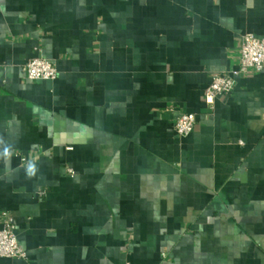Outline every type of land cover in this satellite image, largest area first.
Wrapping results in <instances>:
<instances>
[{
    "label": "crops",
    "instance_id": "1",
    "mask_svg": "<svg viewBox=\"0 0 264 264\" xmlns=\"http://www.w3.org/2000/svg\"><path fill=\"white\" fill-rule=\"evenodd\" d=\"M244 34L264 0H0V264H264V69L202 104Z\"/></svg>",
    "mask_w": 264,
    "mask_h": 264
},
{
    "label": "built area",
    "instance_id": "2",
    "mask_svg": "<svg viewBox=\"0 0 264 264\" xmlns=\"http://www.w3.org/2000/svg\"><path fill=\"white\" fill-rule=\"evenodd\" d=\"M264 69V38L244 34L240 38L239 65L232 73L215 74L202 93V104L206 110L214 107L216 99L230 95L239 77L250 72L259 73ZM28 81H54L57 69L53 63L39 56L33 57L23 67ZM193 114H180L173 123V131L178 137H187L195 127ZM71 173V171H69ZM0 259L26 260V253L20 247L14 233L13 222L8 213L0 215Z\"/></svg>",
    "mask_w": 264,
    "mask_h": 264
},
{
    "label": "clouds",
    "instance_id": "3",
    "mask_svg": "<svg viewBox=\"0 0 264 264\" xmlns=\"http://www.w3.org/2000/svg\"><path fill=\"white\" fill-rule=\"evenodd\" d=\"M5 155H8L7 150L5 151ZM34 171H35L34 166L33 165H29V167H28V173H29V175L34 174Z\"/></svg>",
    "mask_w": 264,
    "mask_h": 264
}]
</instances>
